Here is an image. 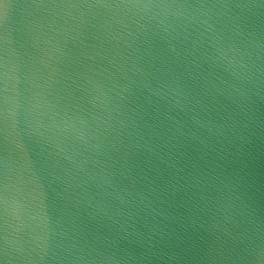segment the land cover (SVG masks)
Masks as SVG:
<instances>
[{
    "label": "water",
    "instance_id": "water-1",
    "mask_svg": "<svg viewBox=\"0 0 264 264\" xmlns=\"http://www.w3.org/2000/svg\"><path fill=\"white\" fill-rule=\"evenodd\" d=\"M0 264H264V0H0Z\"/></svg>",
    "mask_w": 264,
    "mask_h": 264
}]
</instances>
